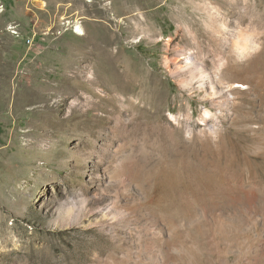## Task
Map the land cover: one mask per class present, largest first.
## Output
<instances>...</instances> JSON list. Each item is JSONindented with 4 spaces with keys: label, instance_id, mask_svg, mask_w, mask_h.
<instances>
[{
    "label": "rangeland",
    "instance_id": "rangeland-1",
    "mask_svg": "<svg viewBox=\"0 0 264 264\" xmlns=\"http://www.w3.org/2000/svg\"><path fill=\"white\" fill-rule=\"evenodd\" d=\"M212 2L238 6L241 44L256 48L228 59L197 17L209 69L249 86L225 108L174 74L176 0H0V264H178L182 237L189 263L259 264L247 253L264 251V0ZM108 32L161 93L135 134L126 105L96 136L71 116L88 97L74 73L94 71L80 50Z\"/></svg>",
    "mask_w": 264,
    "mask_h": 264
},
{
    "label": "bare ground",
    "instance_id": "bare-ground-1",
    "mask_svg": "<svg viewBox=\"0 0 264 264\" xmlns=\"http://www.w3.org/2000/svg\"><path fill=\"white\" fill-rule=\"evenodd\" d=\"M176 1L178 10L177 16L180 21L179 37H181V42H185V44L179 46L178 54L172 60V63L176 66L174 74L177 77L185 76V86L194 88L197 85L198 90L204 91L206 96L211 100H222L219 102L221 103L219 104L221 107L225 108L229 106V103L236 106V96L243 94L245 88H249V86L229 75L233 67L230 68L231 70L228 69L225 71V64L220 63L213 69H209V62L201 41L203 37L202 30H197L195 24H197V17H199L205 24L204 27L206 29L204 33L211 34L215 40L220 43L222 47L221 53H228V59L230 57L236 59L237 62L238 60L248 58L253 51H256V48H254L250 53L246 51L241 44L243 41L242 23L244 21V16L238 12V6L236 5L224 9L215 5L212 0ZM114 4L115 2H112L111 9L114 8ZM227 15L231 17V20L227 18ZM130 19L133 20L135 18L131 17ZM135 21L137 20L135 19ZM147 21V17L143 16L140 22H136V25L144 24ZM73 26L75 33L79 36L87 35L86 30L78 22ZM98 30H100V28ZM108 33L109 34L106 36L97 39L95 36L86 38V43L82 50H80L83 52V63L93 62L94 71L89 74L86 72L80 73L81 71L74 73L72 78L76 80L86 79L84 82L81 80L82 82L76 83L74 87L78 90L79 88L76 87V85L81 86L82 89L80 90L88 94V97L79 96V98L73 102L71 116L74 117L77 115V118L80 119V125L88 131L91 136H96L100 126H105L120 118V114H118V104H122L123 106L126 105L130 118L129 125L132 127L133 133L135 134L139 130L145 129V124L159 113L157 107L162 99L161 93L154 87L153 80L152 82H139L138 73L139 71H143L142 65L136 63V68L132 71L124 61H121L124 52L123 49L120 48V38L117 33ZM117 44L119 46H115ZM187 44H191L193 47H187ZM75 49H77V47ZM77 54H79V52ZM183 64L186 65L184 66ZM75 91L76 90H74V92ZM94 111H100L102 114L100 116L95 114L94 117L89 116V114ZM110 114L114 116L110 117ZM159 117H157V119ZM125 222L128 224L130 220L126 219ZM219 233L222 234L220 231ZM186 242L187 238L182 237L181 243L183 244L180 245H183V248H185L188 253H191L193 249L187 247L188 244H186ZM159 246L161 247V245ZM175 248L177 250V247ZM185 252L173 251L174 257H177L178 264H192L188 261L192 256L190 254L189 256L188 254L184 255ZM160 254L164 256L162 250ZM247 255L250 261L254 258L255 262L257 261L259 264L260 262L264 264V251H250ZM157 257H159V255ZM187 258L189 259L187 260ZM166 261L168 262L165 258L159 257L153 259V264H169L166 263Z\"/></svg>",
    "mask_w": 264,
    "mask_h": 264
}]
</instances>
